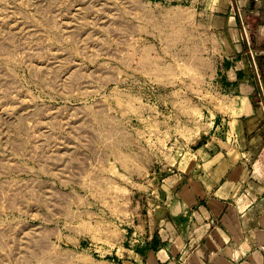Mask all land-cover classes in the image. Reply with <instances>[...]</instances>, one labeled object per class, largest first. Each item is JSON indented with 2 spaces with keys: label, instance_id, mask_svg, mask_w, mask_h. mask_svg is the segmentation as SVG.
<instances>
[{
  "label": "rangeland",
  "instance_id": "rangeland-1",
  "mask_svg": "<svg viewBox=\"0 0 264 264\" xmlns=\"http://www.w3.org/2000/svg\"><path fill=\"white\" fill-rule=\"evenodd\" d=\"M170 3L0 0V264L74 263L78 240L133 230L140 161L176 118L154 83Z\"/></svg>",
  "mask_w": 264,
  "mask_h": 264
},
{
  "label": "crops",
  "instance_id": "crops-1",
  "mask_svg": "<svg viewBox=\"0 0 264 264\" xmlns=\"http://www.w3.org/2000/svg\"><path fill=\"white\" fill-rule=\"evenodd\" d=\"M168 1L154 83L176 118L140 161L143 213L70 264H264V0Z\"/></svg>",
  "mask_w": 264,
  "mask_h": 264
},
{
  "label": "built area",
  "instance_id": "built-area-1",
  "mask_svg": "<svg viewBox=\"0 0 264 264\" xmlns=\"http://www.w3.org/2000/svg\"><path fill=\"white\" fill-rule=\"evenodd\" d=\"M247 39H248V37H247ZM248 52H249V54H250L251 57H252V60H253V62H254V65H256V59H255L254 50H253V48H252L251 46L249 47ZM256 66H257V65H256ZM260 97L264 98V95H263V94H260ZM263 100H264V99H263Z\"/></svg>",
  "mask_w": 264,
  "mask_h": 264
}]
</instances>
